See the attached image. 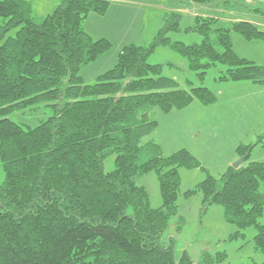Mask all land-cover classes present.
I'll use <instances>...</instances> for the list:
<instances>
[{"label":"trees","instance_id":"obj_1","mask_svg":"<svg viewBox=\"0 0 264 264\" xmlns=\"http://www.w3.org/2000/svg\"><path fill=\"white\" fill-rule=\"evenodd\" d=\"M108 6L107 0H60L52 14L37 19L31 2L0 0V264H194L187 253L177 259L173 240L163 242L162 234L177 209L179 168L201 163L187 149L165 156L159 144L143 139L157 128L154 108L170 112L194 100L213 104L217 97L205 86L179 88L148 57L168 44L199 75L222 63L227 69L220 80L264 86V65L238 56L231 39L232 31L264 39V31L249 21L218 28L215 19L200 18L192 29L203 34L201 43H173L167 33L177 29V18L148 46H125L115 67L84 84L81 67L110 43L93 40L83 21ZM254 10L264 14V8ZM15 27V35L6 36ZM41 104L52 115L35 127L10 117ZM253 146L240 144L238 155ZM111 156L114 168L107 171ZM249 158L219 176L207 172L198 187L204 202L221 204L240 231L255 225L256 248L264 252V162ZM152 170L163 198L158 208L135 181ZM223 257L207 253L203 264Z\"/></svg>","mask_w":264,"mask_h":264},{"label":"rangeland","instance_id":"obj_2","mask_svg":"<svg viewBox=\"0 0 264 264\" xmlns=\"http://www.w3.org/2000/svg\"><path fill=\"white\" fill-rule=\"evenodd\" d=\"M26 1L31 2L32 13L37 19L52 14L60 3V0ZM107 1L109 6L103 14L90 12L83 21V28L93 40L105 39L110 43L108 50L96 60L81 67L84 84L95 83L99 76L115 67L125 46H148L162 26L177 18V29L167 33L173 43H201L203 34L192 29L200 23V18L215 19L214 27L218 28L230 27L236 21H249L264 31V14L254 10L264 8L263 0H211L205 3L194 0ZM17 29L12 28L6 36H14ZM212 39L216 40L215 34ZM231 39L238 56L264 65V39H247L236 31L231 32ZM148 62L161 65V74L175 80L179 88L191 91L194 87L205 86L217 97L216 102L209 105L194 100L182 110L164 112L159 107L153 110L158 125L143 142L155 141L165 156L187 149L201 163L200 167L179 168L181 182L177 209L168 219L162 241L173 240L176 258L187 253L194 264H203L207 253L213 257L224 255L219 263L211 264L264 263V252L257 250L254 240L255 225L240 231L236 224L226 220L221 204L207 205L204 202L198 187L207 172L219 176L233 165L236 159L229 154L236 145H256L249 162L262 158L263 146L259 142L264 141V86L251 81L220 80L219 76L227 69L222 63L199 75L190 67L188 58L168 44L156 46ZM51 115V107L41 104L38 108L15 112L10 117L24 126L35 127ZM222 121L223 124H219ZM105 168L107 171L114 168V156L106 159ZM4 180L0 159V184ZM135 181L147 191L151 207L162 206L156 171L139 174ZM260 190L264 194V180L260 182ZM259 221L264 222V212Z\"/></svg>","mask_w":264,"mask_h":264},{"label":"crops","instance_id":"obj_3","mask_svg":"<svg viewBox=\"0 0 264 264\" xmlns=\"http://www.w3.org/2000/svg\"><path fill=\"white\" fill-rule=\"evenodd\" d=\"M260 86H261V85H260ZM254 88H257V87H254ZM193 103H194V102H193ZM191 104H192V103H191ZM191 104H190V105H191ZM190 105H189V106H190ZM187 107H188V106H187ZM187 107H185V108H187ZM185 108H184V109H185ZM177 110H179V109H177ZM181 110H182V109H181ZM219 124H223V121H222V123H219ZM209 125L213 126L214 128L216 127L215 124H209ZM214 130H215V129H214ZM214 130H213V131H214ZM261 137H262V133H261ZM259 143L261 144V146H263V149H262V154H263V155L261 156L262 158H260V160H254V161H262V162H264V141H260ZM255 146H256V145L253 146V148H252L251 151H253V149L255 148ZM237 147H238V145L234 146V149H233L232 152L229 154L230 157H232L233 160L237 159V158L240 156V155H238ZM233 160H232V161H233Z\"/></svg>","mask_w":264,"mask_h":264},{"label":"water","instance_id":"obj_4","mask_svg":"<svg viewBox=\"0 0 264 264\" xmlns=\"http://www.w3.org/2000/svg\"><path fill=\"white\" fill-rule=\"evenodd\" d=\"M250 152H246L244 155H240L236 161L233 163V167L238 168L245 160L249 157Z\"/></svg>","mask_w":264,"mask_h":264}]
</instances>
